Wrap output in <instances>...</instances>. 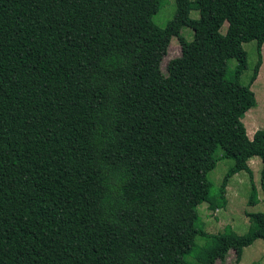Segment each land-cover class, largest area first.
Returning a JSON list of instances; mask_svg holds the SVG:
<instances>
[{
	"label": "trees",
	"instance_id": "obj_1",
	"mask_svg": "<svg viewBox=\"0 0 264 264\" xmlns=\"http://www.w3.org/2000/svg\"><path fill=\"white\" fill-rule=\"evenodd\" d=\"M166 4L0 0V264H239L264 239V211L238 234L205 231L198 209L225 207L255 155L264 192V129L250 138L242 120L257 102L264 0H176L161 27ZM219 146L235 163L213 193Z\"/></svg>",
	"mask_w": 264,
	"mask_h": 264
},
{
	"label": "rangeland",
	"instance_id": "obj_2",
	"mask_svg": "<svg viewBox=\"0 0 264 264\" xmlns=\"http://www.w3.org/2000/svg\"><path fill=\"white\" fill-rule=\"evenodd\" d=\"M176 7V0H167V4L153 16L155 23L161 27H165L168 21L173 18ZM191 15L194 18H198L199 11L192 10ZM227 26L228 23L226 22L222 27L223 32H226ZM182 33L188 40L193 39L194 31L192 28L185 26L182 28ZM244 48L248 53V68L243 73L241 81L247 84L259 57L258 41L254 39L245 42ZM180 53L181 46L176 42H173L165 58L164 68L171 58L180 55ZM262 54L263 64L257 79L252 85V90L256 94L257 102L256 105L250 108L242 118L249 136L254 134L257 129H264V44L262 46ZM236 64L237 60L232 58L229 61L230 69L233 70ZM215 157L218 159L217 165L208 174V178L213 186V193L219 191L226 173L235 163L233 158L224 156V148L222 146L217 148ZM249 165L252 169V176L248 171L243 170L230 178L227 187L228 202L225 207L213 210L209 207L208 202L199 205V214L205 231L209 233H219L224 231L227 225H230L238 234H244L250 230L252 225V221L247 212L264 211V192L261 188L263 160L260 156L255 155L250 158ZM251 178H253L258 189V203L255 205L249 204V198L252 193ZM206 242V238L198 236L196 238V248L203 247ZM232 255H234V253H232ZM232 257L233 256L228 257L224 261V264H233ZM187 259L191 262H197L198 256L194 251L190 255H187ZM239 264H264V239L258 238L254 243L246 246Z\"/></svg>",
	"mask_w": 264,
	"mask_h": 264
},
{
	"label": "crops",
	"instance_id": "obj_3",
	"mask_svg": "<svg viewBox=\"0 0 264 264\" xmlns=\"http://www.w3.org/2000/svg\"><path fill=\"white\" fill-rule=\"evenodd\" d=\"M253 136H254V134H252L251 136H250V138H253ZM239 173V172H238Z\"/></svg>",
	"mask_w": 264,
	"mask_h": 264
}]
</instances>
